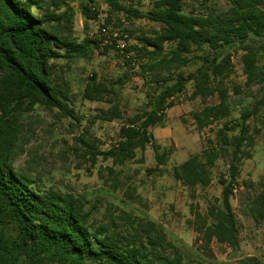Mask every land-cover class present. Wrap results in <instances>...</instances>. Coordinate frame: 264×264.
Wrapping results in <instances>:
<instances>
[{
    "label": "trees",
    "instance_id": "obj_1",
    "mask_svg": "<svg viewBox=\"0 0 264 264\" xmlns=\"http://www.w3.org/2000/svg\"><path fill=\"white\" fill-rule=\"evenodd\" d=\"M107 1L115 12L147 18L163 26L162 31L144 38L141 51L148 58L144 72L155 83L167 86L152 95L150 110L138 112L130 119L125 118L118 105L101 111L98 119L123 123L118 142L108 150H100L95 139H83L87 149L81 156L87 157L91 166L100 157L123 166L148 145L162 164L161 147L150 129L165 126V112L174 106L172 98L191 81L192 99L219 97V103L207 105L195 115L200 130L230 116V93L225 81L232 73L231 52L238 44L243 43L246 51L243 63L247 85L264 82V63L259 66L264 46L257 47L264 38V0H227V10L206 15L186 13V0H154L153 9L146 14L121 0ZM43 4L45 0H0V264H186L180 254L171 253L172 244L162 226L150 221L135 223L128 217L125 219L130 225L125 230L114 219L98 224L86 209L83 197L35 188L28 173L15 167L14 161L22 152L18 144L19 108L42 106L72 117L74 111L64 86L54 78L52 61L91 59L101 43L89 38L78 42L73 38L71 16L58 13V3H54L57 10L41 12ZM83 12L90 19L99 15L87 6ZM170 43H175V47L166 52V44ZM206 46L213 53L206 59L207 65L195 73L180 71L190 62L189 54ZM93 80L84 97L103 101L108 88ZM263 105L264 97L253 110L245 109L240 118L218 131V145L202 155H193L174 169L175 178L186 186H209V169L222 151L230 153V181L220 178L224 186L222 204L211 206L208 217L212 221L200 230L206 248L213 240L232 247L239 244L231 197L239 164L252 157L255 135L250 132L249 120ZM109 171L114 174L115 169ZM112 185L118 188L120 184L115 178ZM256 186L249 213L259 222L264 220V175Z\"/></svg>",
    "mask_w": 264,
    "mask_h": 264
},
{
    "label": "rangeland",
    "instance_id": "obj_2",
    "mask_svg": "<svg viewBox=\"0 0 264 264\" xmlns=\"http://www.w3.org/2000/svg\"><path fill=\"white\" fill-rule=\"evenodd\" d=\"M121 1L144 14L154 4V0ZM54 3H58L59 10ZM43 5L41 12L51 9L71 16L73 38L78 42L89 38L103 43L91 59L52 61L54 78L64 86L74 115L64 117L58 109L42 106L19 108L18 144L22 152L14 161L15 167L28 173L35 188L83 197L86 209L98 224L114 219L125 230L130 225L125 219L128 217L135 223L150 221L162 226L172 244L171 253L180 254L186 264H244L246 261L254 264L253 260L264 264V220L257 222L249 213L250 200L258 189L256 184L264 175V105L249 120L250 132L255 135L250 149L252 157L239 164L240 172L231 197L238 226L237 246L213 240L206 248L200 231L212 221L208 217L211 206L222 204L224 186L220 178L230 181V153L222 151L209 169L212 177L209 186L200 184L192 188L174 176L177 166L218 145V131L240 118L245 109L253 110L264 97V82L247 85L243 43L231 52L232 73L225 81L230 93V116L200 130L195 115L205 106L219 103V97L192 99L194 83L191 81L183 92L172 98L174 106L165 112V126L150 129L161 147L162 164L148 145L123 166L113 165L111 160L101 157L91 166L89 159L81 156L87 149L83 139H95L100 150H108L118 142L123 123L98 119L101 111L118 105L125 118L130 119L138 112L150 110L152 95L166 88L167 85L155 83L144 72L143 65L148 58L141 51L144 38L152 36L154 31H162L163 26L147 18L115 12L107 0H45ZM84 6L97 11L98 17L86 18ZM229 6L227 0H186L184 11L206 15L227 10ZM105 27L108 28L106 35L101 33ZM257 45L264 46V38ZM174 47L175 43L166 44V52ZM211 56L213 53L207 46L196 49L188 55L190 62L180 71L195 73L207 65L206 59ZM263 63L264 49H261L259 66ZM93 78L108 88L103 101L84 97ZM109 168L115 169L114 174ZM115 178L120 184L118 188L112 185Z\"/></svg>",
    "mask_w": 264,
    "mask_h": 264
},
{
    "label": "built area",
    "instance_id": "obj_3",
    "mask_svg": "<svg viewBox=\"0 0 264 264\" xmlns=\"http://www.w3.org/2000/svg\"><path fill=\"white\" fill-rule=\"evenodd\" d=\"M101 33L104 34V35L108 34V28H106V27L102 28ZM102 43H100V44H102Z\"/></svg>",
    "mask_w": 264,
    "mask_h": 264
}]
</instances>
